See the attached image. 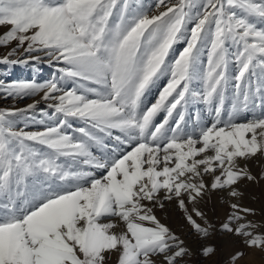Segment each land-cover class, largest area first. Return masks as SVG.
Returning <instances> with one entry per match:
<instances>
[{
    "label": "snow or ice",
    "instance_id": "1",
    "mask_svg": "<svg viewBox=\"0 0 264 264\" xmlns=\"http://www.w3.org/2000/svg\"><path fill=\"white\" fill-rule=\"evenodd\" d=\"M155 4L152 11L130 0H0V46L16 45L0 63H28L10 60L22 49L63 64L58 79L0 83L8 96L42 92L53 101V123L38 121L39 131L17 128L13 119L34 104L0 109V264H109L112 257L115 264H179L189 250L153 207L175 200L191 229L207 239L215 227L194 207L204 224L197 222L187 203L208 190L238 197L241 180L257 179L240 160L264 155V0ZM181 40L186 46L169 63ZM164 75L158 98L142 108L146 90ZM193 82L202 88L194 90ZM190 99L214 112L212 123L186 131L181 111L170 127ZM248 110L253 118L236 122ZM70 120L84 126L65 131ZM114 130L127 148L96 157L92 147L106 148L103 137ZM38 177V191L29 194L27 180ZM230 207L220 229L264 252V233L247 219L253 210ZM213 252L202 248L204 256ZM243 256L236 252L232 264Z\"/></svg>",
    "mask_w": 264,
    "mask_h": 264
},
{
    "label": "rangeland",
    "instance_id": "2",
    "mask_svg": "<svg viewBox=\"0 0 264 264\" xmlns=\"http://www.w3.org/2000/svg\"><path fill=\"white\" fill-rule=\"evenodd\" d=\"M198 2V0H194ZM133 8L137 4H143L144 7L151 8L155 11V0H130ZM260 23L259 21H255ZM264 26V25H261ZM15 42L8 46H0V58L7 56L8 53L14 48ZM186 46V41L181 40L173 45L172 50L168 56V62L171 63L179 55V52ZM31 56H39V60L33 61ZM24 59L28 63H0V83L5 86L12 82L19 81H35L43 83L45 81L58 79L60 76L59 68L63 67L62 63L52 61L50 57L46 56L43 52H34L32 54H24L23 50H18L10 57V60ZM201 61L206 64V53L201 56ZM230 71L235 72V65L230 66ZM167 75L161 76L153 85H150L142 97V108L150 106L159 96L160 90L167 83ZM62 86L64 88H71L73 84L71 81H64ZM194 90H200L202 85L199 82H193ZM43 93H37L32 96L26 97H12L6 95L5 92L0 91V109H25L27 105L34 104L35 107L23 113H18L13 119L16 122L17 128H23L26 131H39L42 130L44 125L38 123L40 120H45L46 124L51 125L52 120H49L53 109L49 107L53 103L52 100H45L42 98ZM232 104V90L229 89L227 99L225 101L224 112L222 116L227 119V113L231 109ZM184 112V127L186 131H192L200 126H209L212 123L214 112L209 114L208 106L202 101L189 100V103L180 107L174 112L173 117L170 119V127L175 126L176 120L179 119V112ZM260 109L256 112L259 113ZM47 113V115H45ZM166 113H159L155 122L160 123L163 121ZM254 113L251 110L241 111L236 117V122H246L248 119L253 118ZM72 128H66L65 131L73 132L75 128L84 126L83 122L79 120H70ZM76 134V133H74ZM120 135L118 131H113L112 136H104V145L106 148L93 146L92 152L98 158H105L106 156L113 155L112 149L124 150L126 145H118L114 139L115 136ZM64 162V158L61 159ZM240 164L248 168V170L257 177L255 181L241 180L237 184V191L240 193L238 197H229L226 193L219 190H208L204 193L202 198L193 203H187L189 213L193 214L197 222L204 224V220L196 217L192 213L195 207L204 213L205 219L208 223L215 227V230L207 238L199 237L190 227L185 219V213L180 209L175 200L163 201V207L158 204L153 207V213L165 224L170 230L175 233L180 240L184 242V246L189 250V254L185 255L179 264H232V257L236 252L242 251L244 256L237 260L236 264H264V252L258 249H251L244 245L243 238L237 237L232 233L220 229V225L225 223L228 216L231 214V203H237L241 208H249L253 210L252 214L247 216V219L257 225L255 229L258 233H264V178L261 174L264 173V155H257L249 160H240ZM92 170V169H86ZM97 176L102 174V170H95ZM38 177L35 180L29 178L27 180L29 194H34L38 191L40 185L37 180H42ZM210 177H205L206 183H210ZM22 202V200L20 201ZM151 206V205H150ZM107 222V221H105ZM119 230V229H117ZM204 246H211L214 252L208 256L202 254ZM109 264H115V257L110 258Z\"/></svg>",
    "mask_w": 264,
    "mask_h": 264
}]
</instances>
